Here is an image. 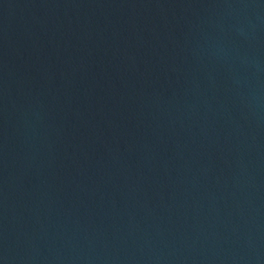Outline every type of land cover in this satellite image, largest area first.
Segmentation results:
<instances>
[{"label":"water","instance_id":"water-1","mask_svg":"<svg viewBox=\"0 0 264 264\" xmlns=\"http://www.w3.org/2000/svg\"><path fill=\"white\" fill-rule=\"evenodd\" d=\"M0 264H264V0H0Z\"/></svg>","mask_w":264,"mask_h":264}]
</instances>
